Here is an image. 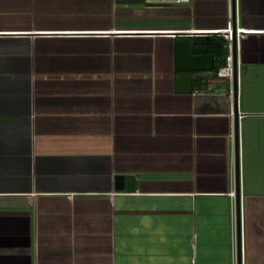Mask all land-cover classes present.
Returning <instances> with one entry per match:
<instances>
[{
    "label": "crops",
    "instance_id": "obj_1",
    "mask_svg": "<svg viewBox=\"0 0 264 264\" xmlns=\"http://www.w3.org/2000/svg\"><path fill=\"white\" fill-rule=\"evenodd\" d=\"M227 20L228 0H0V264H236L233 189L240 264H264V0L235 3L238 183L229 79L176 84L175 39L228 53Z\"/></svg>",
    "mask_w": 264,
    "mask_h": 264
},
{
    "label": "water",
    "instance_id": "obj_2",
    "mask_svg": "<svg viewBox=\"0 0 264 264\" xmlns=\"http://www.w3.org/2000/svg\"><path fill=\"white\" fill-rule=\"evenodd\" d=\"M236 39L234 40V55L236 49ZM176 44V66L175 68L180 71L179 77L176 81L178 88L181 90L192 89V79L193 71H202L213 68V54L212 53H193L192 50V40L190 37L178 36L175 39ZM234 86L237 91V79H236V63L234 60ZM237 97L235 94V171L238 183L239 177V156H238V138H237ZM132 182L133 177H128ZM130 182L129 187L132 188V183ZM117 183L122 186V176L117 177ZM237 264H240V223H239V194H237Z\"/></svg>",
    "mask_w": 264,
    "mask_h": 264
},
{
    "label": "built area",
    "instance_id": "obj_3",
    "mask_svg": "<svg viewBox=\"0 0 264 264\" xmlns=\"http://www.w3.org/2000/svg\"><path fill=\"white\" fill-rule=\"evenodd\" d=\"M153 3H183L188 2L189 0H147ZM235 3L236 0H228V20L227 25L217 31L221 35L225 36L228 40V53L226 56V63L225 65L219 67L216 71V75L218 76H225L229 79V87H228V94L232 103V112H234V104H235V94L237 91L234 86V40L238 41L245 36L247 32L246 28L236 26L234 24V11H235ZM198 90V89H197ZM231 196L233 197V205H232V220L234 230H237V206H236V192L233 189L230 192ZM236 227V228H235ZM234 243L236 246L235 249V262L237 264V232L234 235Z\"/></svg>",
    "mask_w": 264,
    "mask_h": 264
},
{
    "label": "trees",
    "instance_id": "obj_4",
    "mask_svg": "<svg viewBox=\"0 0 264 264\" xmlns=\"http://www.w3.org/2000/svg\"><path fill=\"white\" fill-rule=\"evenodd\" d=\"M196 51L206 50L217 57V62L214 64V71L216 72L219 67L225 65L226 63V56H227V49L226 43L219 35H206V36H197L196 37Z\"/></svg>",
    "mask_w": 264,
    "mask_h": 264
}]
</instances>
